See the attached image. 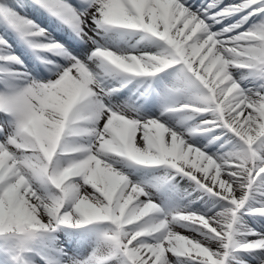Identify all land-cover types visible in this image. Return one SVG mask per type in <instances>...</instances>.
Segmentation results:
<instances>
[{"label":"snow or ice","instance_id":"1","mask_svg":"<svg viewBox=\"0 0 264 264\" xmlns=\"http://www.w3.org/2000/svg\"><path fill=\"white\" fill-rule=\"evenodd\" d=\"M221 3L211 0L193 9L187 0H90L80 11L67 0H0V23L26 39L47 35L28 15L40 5L94 44L85 32L91 24L97 34L112 28L143 31L167 45L157 54L125 55L97 44L82 60L58 41L28 39L34 49L63 55L69 64L58 66L47 81L23 73V84L0 92V236L19 242L13 264H36L26 256L36 237L61 226L90 224L107 227L98 231L86 258L41 259L46 264H226L233 251L264 250V233L248 229L237 239L235 228L246 204L264 215V199L258 208L247 203L255 186L264 185V83L245 89L232 72L247 68L264 78V18L238 31L256 14L264 17V0H241L217 11ZM235 13L241 14L236 23L212 30ZM6 43L0 37V44ZM0 59L23 63L15 55ZM173 65H180L185 83L200 92L198 106L183 108L215 115L197 130L220 127L232 133L233 150L226 155L213 158L158 119H136L103 103L116 90L105 86L108 75L149 77ZM101 118L102 128L97 127ZM117 156L173 168L229 206L214 214L163 212L152 199H141L148 197L144 187L109 162ZM175 224L203 239L173 231ZM254 258L264 264V256Z\"/></svg>","mask_w":264,"mask_h":264},{"label":"rangeland","instance_id":"2","mask_svg":"<svg viewBox=\"0 0 264 264\" xmlns=\"http://www.w3.org/2000/svg\"><path fill=\"white\" fill-rule=\"evenodd\" d=\"M88 6H89V3L85 7V9L88 8ZM218 10H220V8ZM28 15L30 19L35 21L34 19H39V17L43 18L44 13L40 12L37 9V10H33L29 12ZM35 22L36 24H38L37 21ZM253 23L255 22H251L248 24L252 25ZM40 27L43 28V26H40ZM243 30L245 29L243 28ZM13 35H14V32L8 26L0 23V37H3V39L7 41L6 44H0V52L4 53L5 56L15 55V53H17L13 49V42L9 39L10 37H13ZM34 40H40V41H45V42L49 40H54V41L62 42V40L57 39L56 36L53 38L35 37ZM104 45L110 50L114 51V48L109 47L106 44ZM157 45L158 43L156 44V47ZM83 48H86V44H84ZM17 49L18 51L24 53L25 55V52L22 48L18 47ZM69 52H71L75 56H78L76 54L77 53L76 51H75L76 53L73 52L72 50ZM115 52H117L118 54H122L119 50H115ZM83 56L84 55H81L79 58L84 59ZM66 59L68 60V58ZM21 61H23L22 64L17 63L15 61H6L4 59L0 60V67H1L0 74L2 73V71H4V69H8V67H12L14 70L13 77L11 78L9 77H6L8 79L3 78L4 76L2 74L0 76L2 77V79L10 82V84H8L9 87L13 85H21L24 83V81L19 78L21 76L22 70H25L27 73H30L31 77L35 78L38 81H47L50 79H54L57 66L54 68L50 67L47 70H44V69L37 70V72H35L30 69L29 62L27 63L25 58L22 59ZM16 70H19V71H16ZM233 76L235 78L234 73H233ZM242 76L248 78L249 72L243 71ZM250 76L252 75L250 74ZM177 77L179 79H182L183 81V82H178L179 84L183 86L181 87L180 91H176L175 86H173V89L177 93V98L178 99L181 98L185 100L186 97L194 96L191 94L192 92L188 96L186 95L187 94L186 89L188 85L185 83L184 74L178 66L170 69L169 72L166 73V75L164 76V79L162 80L163 83H160L159 87L163 88L167 85H171L172 82H176L173 80L178 79ZM256 79H259V78L257 77L252 78L251 81H249L250 80L249 79L247 84H243V87L245 88L246 85H252V89H255V87H258L256 85ZM241 86H242V83H241ZM3 87H6V86L4 85ZM9 87L5 89V88H2V86L0 85V92L7 91ZM117 96H118V93L114 91L109 95V98L115 101L117 99ZM102 99H103V103L107 106L108 101H106L104 97ZM161 100H168V99L163 97V94H161L160 97H158V99L153 101V103L158 107L160 106ZM111 103L114 106L118 105L115 102H111ZM166 115L168 117L175 116V114L173 113H168ZM166 115H164V117H166ZM2 117H4V114L0 113V118ZM165 126L168 127L170 125H165ZM97 127H101L100 120L97 122ZM184 128L182 127L180 128L183 131V133H184ZM186 130H188L191 133V135H188L189 137L187 135H184V137L186 138V142L194 145L195 147L202 149L203 151H205L206 154L211 155L213 158L224 156L229 151L233 150L234 137L231 134L230 135L226 134V136L222 135V138H221L220 136L218 137L219 132L214 131V132L203 133L202 136H197L191 130L189 129H186ZM200 137L211 140L214 145L212 144L211 146H208V147L201 145L196 140ZM109 162L113 163L114 167L119 169L122 173L126 174L129 177L131 182L139 184L142 187H144L145 191L148 193V197H141V199H148V198L152 199L154 202H156L158 205L161 206V209L163 212H171L175 210L187 209L189 211L197 212L199 214H204V213H209V212L211 214H214L218 211H221L224 207L229 206V202L221 201L219 197H216V196H212V195L210 196L208 192H205L199 189L195 184L188 181L186 178L182 179V178L175 177L172 179H168L170 170L166 168L165 169L159 168V167L147 168V167H141L136 164L135 166L133 165L134 163L132 161H129L126 158L118 157V156L114 157L113 159H110ZM257 187H258L257 190L264 191L263 187H259V186ZM256 194L260 197L259 201L261 199H264V195H261L258 193ZM247 203L252 205V202L250 200ZM255 205L260 207L259 203ZM242 217L245 219L253 218L257 223L264 221V215H260L258 213L251 214V215L243 213ZM41 218L43 219V217ZM106 227L107 225H103V224H91L89 226L82 227V228L76 227L75 229L71 227H67V226H61L60 231H58L57 233L55 231L54 233H51V234L46 233L43 236H38L36 245L34 247L33 245H31V247L29 248L34 249V251H31V252L37 258L35 260L36 263H40V264H42L41 262H43V264H46L45 263L46 261L44 259H41V255L48 257L50 262L51 261H64V260H67L69 256H74L76 258L83 259V258H86L88 255H90L93 249L96 247L98 231ZM170 227L172 228L173 231L180 232L181 235H187L190 237V235L194 234L196 235L197 238L203 239V237H201L198 232L193 233L191 228L185 227L181 224L170 225ZM237 228L238 229H253L257 233H259L260 231L259 229L252 227L251 224L245 226L241 224L240 221L237 223ZM245 235H242L240 236V238H237V239H243ZM257 238H258L257 236H252V235L247 236V239L249 240H254ZM18 243L19 242L13 238L6 237V236H0V264H13L11 260V255L14 251L18 250ZM212 246L218 249V242H213ZM29 253L26 252V256H29L28 255ZM64 254H67V255H64ZM168 255L171 256L170 253ZM257 255L264 256V250H253L250 252V254L246 253L242 255V257L244 258V260L248 261L249 264H260L259 260L254 258ZM114 263L115 261H113V264ZM233 264H240V262L239 263L234 262Z\"/></svg>","mask_w":264,"mask_h":264},{"label":"bare ground","instance_id":"3","mask_svg":"<svg viewBox=\"0 0 264 264\" xmlns=\"http://www.w3.org/2000/svg\"><path fill=\"white\" fill-rule=\"evenodd\" d=\"M209 4V2H207L205 5L207 6ZM48 15L50 16H53L54 13L53 12H49ZM259 14H256V16L254 17H251L248 21V23H251V22H259L260 19H262L261 16H259L260 18H256L258 17ZM256 18V19H255ZM252 20H255V21H252ZM42 21H44V24H45V28L47 30V35L46 37H52L53 35H61L63 36L65 39H67L69 41V44H70V49L75 52L78 57H80L81 55H85V50L86 48H83L84 44L88 41H90L91 43H93V40L92 39H87V38H82V35H78V34H71L69 33L68 31L66 30H62L60 28V25L61 23H59L57 20H55L54 18H51V17H48V19H43L42 18ZM209 23H211V21H209ZM91 28H95V27H92ZM90 28V29H91ZM222 29V27H219L217 26L216 24L213 25L212 27V30L213 31H220ZM77 31V30H76ZM99 31V34L98 35V38L92 34L91 31H89L88 27L85 28V32L88 33L89 36H92L96 41H98L99 43H102V45L106 44L107 46L109 47H112L114 48V51L115 50H119L122 54H124L125 51L129 50L130 51V54H137L139 55L140 53V50L145 48L147 46V39L144 41V40H141L139 42H135L134 41V37L135 36H131L129 33H125V32H120V31H117V30H109L107 32H104L103 30H98ZM77 38H80L82 40L81 43H76V39ZM94 44V43H93ZM105 46V45H104ZM158 46V45H157ZM106 47V46H105ZM158 50V49H157ZM113 51V50H112ZM161 52V51H160ZM127 54V53H126ZM84 57V56H83ZM82 57V58H83ZM67 57L63 56V55H60L59 57L55 58L54 60V63L51 65V67H54V65H57V66H65V62H67V64H69V61L66 59ZM86 58V57H85ZM81 59V58H80ZM67 66V65H66ZM90 67H93L94 68V65H89ZM171 69V68H170ZM169 70V69H168ZM161 75H165L167 73V70L164 69L162 70L161 72H159ZM113 75H108L105 79H104V84L107 88H111V89H114L113 87L109 86L110 84L107 82V80H109L110 78H112ZM178 78V77H177ZM259 78V77H257ZM179 79V78H178ZM261 79V80H259ZM259 79H256V85L259 86L261 83H263V78H259ZM134 85V83H132V81H128L126 84H125V87H132ZM183 87V86H182ZM245 89H252V85H246L245 86ZM117 91V90H115ZM114 92V91H113ZM112 93V92H111ZM110 93V94H111ZM191 91H188V94H190ZM193 93V92H192ZM109 94V95H110ZM109 95L107 96H104V99L106 101L109 102H115L117 103L119 106L117 107H114L113 110H121L120 107H125L126 109H129L131 111H133L134 115L140 119V120H147L145 118L144 115H142L141 113L142 112H145L147 114H154L153 117H150L151 119H158L160 122H162L164 125H170L168 126L167 128L170 130V131H175L177 132L178 134L182 135V137L186 140V138L184 137V135H191V133L186 130V127H185V123H181V121L176 117H168L166 115V117H164L162 114H160L159 112H156L155 113V108H154V105L153 104H149L148 106V102L146 103H143L141 102L140 100L136 101V102H133L131 100L125 102V101H121L119 98H117L115 101L111 100L109 98ZM187 95V94H186ZM113 96V95H112ZM188 96V95H187ZM114 98V97H113ZM190 98V97H188ZM197 101V100H196ZM107 103V102H106ZM143 113V114H145ZM166 113H169V112H166ZM172 113L174 114H177L180 118H182L183 114L177 112V111H172ZM205 117H209L210 119H214V116L212 114H210L209 116H205ZM196 123V122H195ZM184 125V126H183ZM183 126V127H182ZM198 126V124L196 123V126L195 128ZM180 127L184 128V133L183 131L180 129ZM171 128V129H170ZM223 130V128H221ZM186 130V131H185ZM225 133H227V131H225ZM224 133V134H225ZM186 136V137H187ZM197 136H200V135H197ZM226 136V135H225ZM138 137H139V133H138ZM189 137V136H188ZM192 137V136H191ZM204 137V136H203ZM203 137H200L198 139H196L201 145L205 146V147H208V146H211L213 143H211L212 141L211 140H208L207 138H203ZM194 138V137H193ZM214 145V144H213ZM184 183V182H183ZM257 186H262L264 187V185H257ZM256 186V187H257ZM240 222L243 223V224H246V225H249L251 224L252 227L254 228H257L259 229L260 233H264V221L263 222H260V223H257L253 218H243L241 217L240 219Z\"/></svg>","mask_w":264,"mask_h":264}]
</instances>
